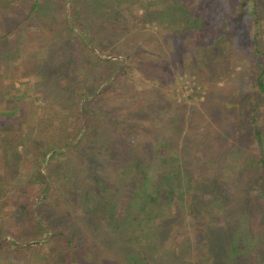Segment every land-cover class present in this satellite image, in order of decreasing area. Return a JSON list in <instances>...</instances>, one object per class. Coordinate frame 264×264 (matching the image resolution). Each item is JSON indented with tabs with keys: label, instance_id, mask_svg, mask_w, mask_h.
Here are the masks:
<instances>
[{
	"label": "trees",
	"instance_id": "1",
	"mask_svg": "<svg viewBox=\"0 0 264 264\" xmlns=\"http://www.w3.org/2000/svg\"><path fill=\"white\" fill-rule=\"evenodd\" d=\"M194 1L0 0L42 102L0 116V264H264V0ZM243 36L248 95L217 84Z\"/></svg>",
	"mask_w": 264,
	"mask_h": 264
},
{
	"label": "rangeland",
	"instance_id": "2",
	"mask_svg": "<svg viewBox=\"0 0 264 264\" xmlns=\"http://www.w3.org/2000/svg\"><path fill=\"white\" fill-rule=\"evenodd\" d=\"M142 2H147V0H141ZM194 1V0H193ZM200 1V0H195ZM140 15H143V11L138 10ZM244 22L247 21H242V26L244 25ZM241 27V25H240ZM32 29H25V34L30 37ZM241 40H238V43H241V46L235 47L239 51H242L241 55H237L235 57L236 65L230 66L229 70L225 74L220 77V79L217 81V84L220 86H226V89H229L230 92L234 91V93L238 95H243L247 94L251 91V84H252V79L251 75H253V68L252 70L248 71L247 68L242 69L241 65L243 64L244 67H248L246 63H248V58H249V48L247 44V37L243 36L240 38ZM244 47H247L248 51L246 53L244 52ZM39 55L40 57H43V55L46 52V49H41L39 50ZM244 52V53H243ZM185 57H188V55H185ZM28 59V54L24 53L21 58H17V60L14 61L13 66L10 67L8 65H5L0 69V79L4 80L5 82H12L15 83L16 86L15 88L12 89L10 93H7L5 97L3 98L4 101L0 102V116L2 118H9V119H14L15 121L17 120H37L40 112L38 111L41 110V108L38 109V111H35L33 108V105L41 106V95L38 92H33L31 85H30V78L26 77L23 79L25 74L21 69H20V64L22 61H25ZM223 62H221L222 64ZM242 63V64H241ZM172 72V77L168 78V81L165 83V86L163 89L170 91L175 87V90L179 93L178 98L179 100L185 98L189 93H191L192 89L194 86L197 84L196 77H194V74L188 73V72H180V69L177 67H174L170 69ZM242 70V74H240V71ZM139 75H135V79H138ZM35 79V77H33ZM129 82H132L130 80ZM135 84L140 85L133 81ZM137 88L142 89V86H138ZM148 89V88H147ZM151 90V89H149ZM162 91V90H161ZM18 102L20 106L18 105ZM57 111V109H54ZM61 159L63 161L66 160V155H62ZM27 176L25 173H20L18 172L17 178L24 180ZM34 193L36 190H33ZM37 195V194H36ZM13 201V200H12ZM12 201H6L3 202L2 208H0V221L1 218L3 217V211H12L15 209V205Z\"/></svg>",
	"mask_w": 264,
	"mask_h": 264
}]
</instances>
